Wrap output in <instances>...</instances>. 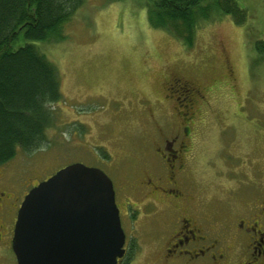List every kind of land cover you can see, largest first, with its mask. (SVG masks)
Wrapping results in <instances>:
<instances>
[{"label":"rangeland","instance_id":"obj_1","mask_svg":"<svg viewBox=\"0 0 264 264\" xmlns=\"http://www.w3.org/2000/svg\"><path fill=\"white\" fill-rule=\"evenodd\" d=\"M236 3L245 11L243 23L213 12L188 47L148 24L147 8L156 9L159 0H85L63 26L64 40L38 43L56 67L61 101L51 106L44 145L0 165V191L22 198L72 163L102 170L117 186L156 173V146L181 127L165 91L180 78L211 91L208 105L196 103L186 168L177 176L192 196L189 208L219 229L240 198L253 203L252 194H264V52L255 49L264 42V0ZM169 210L138 216L131 225L121 206L133 238L127 264L154 263L161 225L174 214Z\"/></svg>","mask_w":264,"mask_h":264},{"label":"flooded vegetation","instance_id":"obj_2","mask_svg":"<svg viewBox=\"0 0 264 264\" xmlns=\"http://www.w3.org/2000/svg\"><path fill=\"white\" fill-rule=\"evenodd\" d=\"M165 91L174 100L173 109L181 127L172 137H162L156 146L155 153L161 158V164L152 166L156 173L144 174L121 186L110 179L124 233V254L118 264L127 258L133 246V238H128L122 224L121 206L131 225L138 216L157 217L167 213V209L170 211L169 208L174 210L172 220L162 223L166 228L161 227L155 240L159 248H154L157 256L153 264H264V194H252L253 203L248 204L240 198L239 206L223 214L219 225L222 227L214 229L195 208H189L192 196L181 191L178 184L177 176L184 172L188 160V141L198 112L196 103L207 104L211 91L180 78L171 79ZM29 190L22 198L19 192L13 196L0 191V264H10V255L17 264L11 247L13 228L23 195Z\"/></svg>","mask_w":264,"mask_h":264},{"label":"trees","instance_id":"obj_3","mask_svg":"<svg viewBox=\"0 0 264 264\" xmlns=\"http://www.w3.org/2000/svg\"><path fill=\"white\" fill-rule=\"evenodd\" d=\"M85 0H0V165L17 152L28 153L45 142L53 124L51 106L61 101L55 65L38 49V43L62 41L63 26ZM147 8L148 24L168 31L190 47L197 27L213 12L232 15L243 23L246 14L236 0H159ZM255 49L264 52V42ZM121 264H127L130 257Z\"/></svg>","mask_w":264,"mask_h":264},{"label":"water","instance_id":"obj_4","mask_svg":"<svg viewBox=\"0 0 264 264\" xmlns=\"http://www.w3.org/2000/svg\"><path fill=\"white\" fill-rule=\"evenodd\" d=\"M123 245L111 180L72 163L26 193L11 247L17 264H118Z\"/></svg>","mask_w":264,"mask_h":264}]
</instances>
